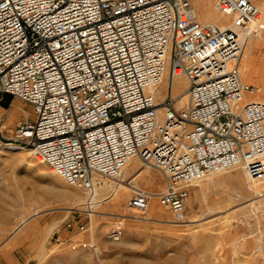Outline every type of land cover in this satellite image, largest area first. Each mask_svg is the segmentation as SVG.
Wrapping results in <instances>:
<instances>
[{
    "label": "built area",
    "instance_id": "obj_1",
    "mask_svg": "<svg viewBox=\"0 0 264 264\" xmlns=\"http://www.w3.org/2000/svg\"><path fill=\"white\" fill-rule=\"evenodd\" d=\"M194 1L0 0V93L34 114L11 136L0 122V150L28 148L87 195L136 155L161 173L155 199L176 221L191 184L212 172L240 166L259 180L264 101L246 96L257 88L241 80L239 61L246 34L263 32L264 20L252 0H213L230 26L202 23ZM177 74L187 82L182 104L171 94ZM152 197L135 191L125 206L145 210ZM119 216L107 233L113 241L122 233ZM70 246L99 253L92 240Z\"/></svg>",
    "mask_w": 264,
    "mask_h": 264
},
{
    "label": "rangeland",
    "instance_id": "obj_2",
    "mask_svg": "<svg viewBox=\"0 0 264 264\" xmlns=\"http://www.w3.org/2000/svg\"><path fill=\"white\" fill-rule=\"evenodd\" d=\"M252 1L264 9V0ZM260 34V41H252L256 47L252 73L244 72V60L241 71L246 83L259 88L253 96L256 99L264 96V31ZM174 90L172 95L176 94ZM23 111H27L24 116ZM33 117L28 103L0 93L4 135L11 136L17 122ZM142 166L158 187L154 191L138 182L135 191L146 190L153 196L151 208L128 209L125 202L132 194L129 192L117 208L107 203L106 207L99 206L92 226L84 208L67 213L74 207L72 199L85 193L66 185L34 159L28 148H2L0 264H264V173L259 180L249 181L242 168L236 167L192 183L184 219L176 221L171 211L155 199L163 187L161 173L149 165ZM251 201H255L253 207L249 206ZM119 215H124L122 233L113 241L107 233L117 224ZM24 216L31 219L23 231H15ZM79 222L84 224L82 232L77 229ZM81 240L94 241L98 255L71 248V242Z\"/></svg>",
    "mask_w": 264,
    "mask_h": 264
},
{
    "label": "bare ground",
    "instance_id": "obj_3",
    "mask_svg": "<svg viewBox=\"0 0 264 264\" xmlns=\"http://www.w3.org/2000/svg\"><path fill=\"white\" fill-rule=\"evenodd\" d=\"M212 2H213V0H212ZM213 4H214V2H213ZM193 7L196 11V17L200 22L210 20V21L214 22L216 25H218L219 27L230 26V17L223 15L220 12H218L216 10L215 6L214 5L212 6L211 0H196L193 3ZM258 8L260 10L261 15L264 16V9L262 7L260 8V6H258ZM249 27H252V25H250ZM242 33L246 34L244 31H242ZM246 36H247V39H246L245 45L243 47L241 57H240V61H239V75H240L241 80L244 83H246L245 79L241 76L243 60H244L243 70L246 73V75H248V74L250 75L253 71L252 62H253L254 53H255V49H256V47H254V45H253L254 42H252V41L256 38H258V39L255 41H260L262 38L261 34H254V35H252V34L247 35L246 34ZM253 67H254V65H253ZM166 77H167V72L165 70L161 82L155 88V91H153L156 94V96L161 95V93H162L161 91H163L165 89ZM186 86H187L186 79L182 75L177 74V75L173 76L171 94H172V91L174 90V87H175L174 93H176V94L179 93V97H177V104H182L185 101L186 94H185V92H183V90L185 89ZM258 89L259 88H257L256 93L259 92ZM256 93H254L253 95L247 94L246 96L254 99L253 96H255ZM263 97L264 96H262L261 99H259V98H257V99L264 101ZM23 114L26 115L27 111H23L22 115ZM3 148L9 149V151H10V149L20 148V147L8 146V147H3ZM141 163L142 162L139 160V158L136 155H131L127 159L126 163L124 164V166L121 169V172L117 178H99V180L97 181V183L94 186V190H93L92 194L87 195V194L83 193L84 195L82 197L72 199V205L74 207L69 208L67 213H70L71 210H74L76 208L77 209L78 208H80V209L84 208L85 210H83V211L88 213L91 216V221H92L91 225L93 226V217H95L97 214L100 213L96 209H98L99 206L105 205V207H106L107 204H110L111 206H113V208H117L121 199L126 194H128L129 192L133 193L137 189L135 186V183L139 182L141 184H144L145 186L150 187L152 190L156 191L157 190L156 188L158 186L154 182V180H153L154 178L151 180L148 179L149 177L151 178L152 175L150 176L148 174L147 170L144 169V166H142L144 163L143 164H141ZM236 167L239 168L240 166H235L232 168H236ZM229 169H231V168H228L225 170H229ZM225 170L215 171V172H212L210 174H217V173L225 172ZM199 180H196L193 183H196ZM254 204H255V201H251L249 203V206L253 207ZM150 208H151V202L149 204L148 210ZM130 209L134 210V211H144V210H140V209H136V208H130ZM34 215L37 216V211L34 212ZM30 219H31V217H26V216L22 217L20 219L18 225L16 226L15 231H17V232L23 231L24 226L26 225V223H28V221ZM55 228H56V226L54 228H51V229H55ZM51 233H52V230L49 231L48 236ZM43 247H44V243L40 248V252H42Z\"/></svg>",
    "mask_w": 264,
    "mask_h": 264
},
{
    "label": "crops",
    "instance_id": "obj_4",
    "mask_svg": "<svg viewBox=\"0 0 264 264\" xmlns=\"http://www.w3.org/2000/svg\"><path fill=\"white\" fill-rule=\"evenodd\" d=\"M255 99V98H254ZM10 122L12 123V120H10Z\"/></svg>",
    "mask_w": 264,
    "mask_h": 264
}]
</instances>
